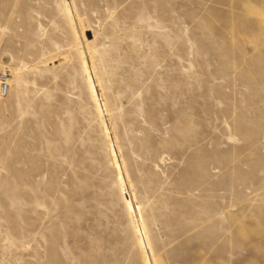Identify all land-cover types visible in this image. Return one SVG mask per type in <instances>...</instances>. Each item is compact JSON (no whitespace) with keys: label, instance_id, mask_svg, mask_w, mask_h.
Here are the masks:
<instances>
[{"label":"rangeland","instance_id":"obj_1","mask_svg":"<svg viewBox=\"0 0 264 264\" xmlns=\"http://www.w3.org/2000/svg\"><path fill=\"white\" fill-rule=\"evenodd\" d=\"M0 264H264V0H0Z\"/></svg>","mask_w":264,"mask_h":264},{"label":"built area","instance_id":"obj_2","mask_svg":"<svg viewBox=\"0 0 264 264\" xmlns=\"http://www.w3.org/2000/svg\"><path fill=\"white\" fill-rule=\"evenodd\" d=\"M11 76V72L9 70L4 71L0 75V94L2 96L6 95L8 92V81Z\"/></svg>","mask_w":264,"mask_h":264},{"label":"bare ground","instance_id":"obj_3","mask_svg":"<svg viewBox=\"0 0 264 264\" xmlns=\"http://www.w3.org/2000/svg\"><path fill=\"white\" fill-rule=\"evenodd\" d=\"M8 86H9V82H8ZM9 88V87H8ZM1 95V94H0Z\"/></svg>","mask_w":264,"mask_h":264}]
</instances>
